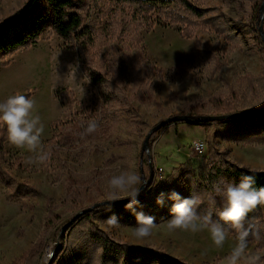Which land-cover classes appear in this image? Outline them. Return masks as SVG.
<instances>
[{
	"label": "rangeland",
	"instance_id": "obj_1",
	"mask_svg": "<svg viewBox=\"0 0 264 264\" xmlns=\"http://www.w3.org/2000/svg\"><path fill=\"white\" fill-rule=\"evenodd\" d=\"M23 1L0 0V21ZM242 1L199 0L202 6L223 8L228 24L238 35L237 44L230 46L213 28L202 27L199 22L193 26L192 36H182V25L165 19L157 6L148 12L152 21L148 26L130 3L88 0L85 23L92 43L87 51L95 64L120 68L127 92L142 78L139 63L131 60L137 51L136 44L143 45L150 59L162 69L161 76L151 75L154 102H135L138 116L132 118L120 113L112 128L106 131L99 128L90 137L78 135L73 121V114L80 120L94 119L97 101L96 91L82 70L76 45L64 42L55 32L46 29L35 43L7 56L5 65L0 63V102L28 92V98L35 101L34 115L38 114L44 124L42 144L54 136L55 146L46 161L30 162L35 161V153L16 148L8 139L4 143L3 165L15 180L35 185L38 192L34 196L10 200L0 181V264L11 261L36 239L43 228L46 199L56 204L57 209L63 207L60 202L73 180L87 187L82 199L85 207L107 199L108 180L112 175L137 173L142 140L160 119L182 113L185 104L215 92L225 93L229 88L240 93L239 100L243 104L264 99V79L259 76L263 46L246 28L249 0ZM135 34L140 35L138 43ZM195 38L213 56L205 54L197 59ZM177 67L187 74L176 72ZM243 75L252 78L248 81ZM197 127L199 125L177 121L170 123L160 135L154 137L153 133L150 138L153 165L165 173L195 156L192 143L202 138L206 144L207 132L204 126ZM217 141L218 148L230 159L252 168H264V142L241 145L227 139L218 138ZM206 153L207 145L203 153L197 154ZM142 159L146 160L144 154ZM261 208L264 219V207ZM76 211L66 212L61 222L48 231L47 246L38 264H51L55 254L65 245L66 227L79 216L69 222ZM170 219L165 215L159 220L151 237L145 240L133 236L137 225L111 227L108 220L96 221L114 237L138 245L161 247L168 254L179 255L192 264H212L216 258L219 264H225V258L237 243L236 234L232 233L228 234L223 247L217 248L208 230L169 232L167 222ZM247 256L262 257L256 264H264V247L259 248L249 240Z\"/></svg>",
	"mask_w": 264,
	"mask_h": 264
},
{
	"label": "trees",
	"instance_id": "obj_2",
	"mask_svg": "<svg viewBox=\"0 0 264 264\" xmlns=\"http://www.w3.org/2000/svg\"><path fill=\"white\" fill-rule=\"evenodd\" d=\"M123 4L130 3L137 10L141 21L148 26L152 25L149 11L157 6L162 16L170 22L180 23L182 36H192L193 26L198 22L202 27L210 26L219 35L235 46L238 35L228 24L225 12L220 6H202L199 0H114ZM242 1V0H241ZM261 0H249L246 11V28L252 32L262 47L255 20L258 15V6ZM243 2V1H242ZM88 0H24L22 4L0 21V63L8 62L7 56L20 48L35 43L43 31L50 29L64 42L76 45L81 60V67L90 85L97 94L95 120L99 128L106 131L115 125L118 115L124 113L130 117L139 115V108L135 102H154L151 75L161 76L162 69L150 59L143 45H137V51L131 56L139 63L142 73L140 82L129 92L121 81V72L118 67H100L92 61L88 54L91 46V34L85 23ZM195 36V35H194ZM136 43L140 35L135 34ZM194 52L197 59L203 55H211L203 49L198 38L194 40ZM176 68V72L187 74L186 71ZM250 81L251 75H243ZM259 76L264 79V48L260 61ZM243 78V77H242ZM63 91L71 94L68 89ZM26 97L29 93L23 94ZM240 93L229 88L227 92H215L204 99L185 104L182 113L188 114H218L240 111L250 108L264 107V99L242 103ZM158 106V104H157ZM75 119V120H74ZM78 135L84 133L88 121L80 120L73 114ZM165 124L154 132V137L168 128ZM196 125L204 126L206 132V155L196 154L173 166L168 172L153 165V158L149 162L141 158L137 173L147 177L151 173L150 181L142 188L138 200L143 206L146 215L154 216L156 223L165 215L171 217L170 203L160 208L155 204V199L161 192H179L184 197L193 194L200 195L205 201L209 195H214L213 186L216 182L224 181L238 184L244 175L255 177L254 188H264V168H252L230 159L226 153L218 148L217 139H227L245 145L247 143L264 142V113L244 116H235L221 121H201ZM96 133V132H95ZM93 134L85 135L90 137ZM7 140V129L0 125V181L5 187L7 199L18 200L24 196H34L38 189L35 185L13 178L3 165ZM150 143V140H149ZM43 147L47 152H54V136L45 140ZM87 194V187L83 183L73 180L69 185L65 197L57 209V205L46 199V216L43 228L36 239L19 255L6 264H38L47 246L48 231L61 222L62 216L69 211H76L84 206L82 200ZM123 202H115L103 207L95 208L89 213L79 215L67 224L65 245L60 249L51 264H192L179 255L168 254L161 247L138 245L125 239L114 237L110 232L100 226L96 220L107 221L115 215L121 225H137L133 214L125 210ZM223 201L217 197L216 210L223 207ZM141 210V209H138ZM208 210L207 202L198 209L203 215ZM213 220H219L216 211L212 213ZM249 221L259 229V237L250 236L249 240L256 243L259 248L264 247V219L262 208L249 214ZM248 221H246L247 224ZM223 224V222H220ZM227 228V225H224ZM229 233L235 234L234 231ZM259 257L258 260H261ZM212 264H219L217 258Z\"/></svg>",
	"mask_w": 264,
	"mask_h": 264
},
{
	"label": "clouds",
	"instance_id": "obj_3",
	"mask_svg": "<svg viewBox=\"0 0 264 264\" xmlns=\"http://www.w3.org/2000/svg\"><path fill=\"white\" fill-rule=\"evenodd\" d=\"M34 109L35 101L25 95L10 96L0 102V123L6 126L7 139L13 146L36 154L35 161L30 162H44L50 153L43 147L41 137L44 133V124L38 114L34 115ZM99 126L95 119L88 121L82 135L95 133ZM254 183L253 175H244L238 184L222 179L214 184V195H209L207 201L197 194L184 197L173 190L159 193L155 204L163 208L171 202L169 208L171 219L167 222L169 232L180 230L197 233L208 230L214 245L221 248L229 231H234L237 243L225 258V264H256L258 258L247 256V247L250 236L259 237V229L249 221V214L264 207V188L256 189ZM145 184L147 179L135 172H121L112 175L108 180L106 194L108 201L112 203L120 199L128 200L124 207L137 220L133 236L138 240L150 238L157 227L155 217L146 215L138 200L141 188ZM217 197L224 202L219 210H216ZM206 202L208 210L201 215L198 209ZM213 211H216L219 220L212 219ZM107 223L111 227H119L120 224L119 218L115 215L109 217ZM224 225L228 227L225 228Z\"/></svg>",
	"mask_w": 264,
	"mask_h": 264
},
{
	"label": "water",
	"instance_id": "obj_4",
	"mask_svg": "<svg viewBox=\"0 0 264 264\" xmlns=\"http://www.w3.org/2000/svg\"><path fill=\"white\" fill-rule=\"evenodd\" d=\"M263 20H264V0H261L258 6V15L255 20L257 32L259 35V38L262 42V46L264 48V29H263ZM256 113H264V107L260 108H250V109H244L240 111H233V112H228V113H218V114H188V113H176V114H171L168 115L156 123H154L149 130L146 132L142 143L140 147V160L143 157V154L145 155L147 161L150 164V143L149 140L152 136V134L159 129L160 127L164 126L165 124H170L172 122H187V123H193L196 124L201 121H221L227 118H233L235 116H244V115H250V114H256ZM142 178L147 179V183L151 179V173L147 177H144L142 174ZM146 185V184H145ZM144 185V186H145ZM143 186V187H144ZM142 187V188H143ZM141 188V190H142ZM127 199H120L116 202H123L126 201ZM115 203V202H114ZM112 204V202L108 201V199H103L96 201L88 206L82 207L78 211L74 213V215L70 218L69 222L75 218L77 215L83 214V213H89L95 208L103 207L105 205ZM55 246H57V242L55 243ZM52 252V251H51ZM50 252V253H51Z\"/></svg>",
	"mask_w": 264,
	"mask_h": 264
},
{
	"label": "built area",
	"instance_id": "obj_5",
	"mask_svg": "<svg viewBox=\"0 0 264 264\" xmlns=\"http://www.w3.org/2000/svg\"><path fill=\"white\" fill-rule=\"evenodd\" d=\"M192 148H193L194 153L197 154V153H203L206 147H201L200 139H198L192 143Z\"/></svg>",
	"mask_w": 264,
	"mask_h": 264
},
{
	"label": "bare ground",
	"instance_id": "obj_6",
	"mask_svg": "<svg viewBox=\"0 0 264 264\" xmlns=\"http://www.w3.org/2000/svg\"><path fill=\"white\" fill-rule=\"evenodd\" d=\"M200 144H201V147H206V144L204 143V141L200 140Z\"/></svg>",
	"mask_w": 264,
	"mask_h": 264
},
{
	"label": "crops",
	"instance_id": "obj_7",
	"mask_svg": "<svg viewBox=\"0 0 264 264\" xmlns=\"http://www.w3.org/2000/svg\"><path fill=\"white\" fill-rule=\"evenodd\" d=\"M198 129L200 128V126L199 127H197ZM197 139H200V140H202V138H197Z\"/></svg>",
	"mask_w": 264,
	"mask_h": 264
}]
</instances>
